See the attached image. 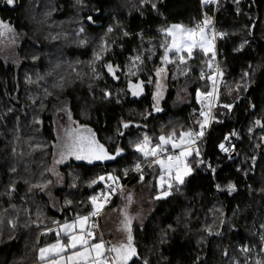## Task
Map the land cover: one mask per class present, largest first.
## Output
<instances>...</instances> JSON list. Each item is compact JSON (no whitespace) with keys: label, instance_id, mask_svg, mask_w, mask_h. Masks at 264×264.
Returning a JSON list of instances; mask_svg holds the SVG:
<instances>
[{"label":"trees","instance_id":"obj_1","mask_svg":"<svg viewBox=\"0 0 264 264\" xmlns=\"http://www.w3.org/2000/svg\"><path fill=\"white\" fill-rule=\"evenodd\" d=\"M206 18L214 19L219 33L222 73L213 120L190 157L193 172L168 196L155 198V211L134 228L137 255L128 264H234L244 259L239 245L248 242L264 252V238L254 231L264 210V0H219L217 7L202 0H0V21L25 36L19 67L0 59V264H36L39 249L57 240L58 224L93 210L90 197L106 187L99 176L117 177L114 185L145 180L154 197L165 191L158 189L153 158L134 145L145 135L155 145L175 129L176 137L200 130L204 117L195 94L212 87L201 78L210 73L203 50L189 58L187 74L181 67L170 70L159 111L153 97L162 45L171 40L163 30L193 28ZM103 39L105 48L98 44ZM141 82L134 96L129 83ZM183 86L188 102L178 97ZM63 100L109 154L117 147L123 152L114 160H75L61 168L65 187L57 191L58 211L44 189L52 181L56 142L49 109ZM254 120L261 127L250 135ZM233 131L237 156L227 162L218 144ZM117 195L108 206L117 204Z\"/></svg>","mask_w":264,"mask_h":264},{"label":"snow or ice","instance_id":"obj_2","mask_svg":"<svg viewBox=\"0 0 264 264\" xmlns=\"http://www.w3.org/2000/svg\"><path fill=\"white\" fill-rule=\"evenodd\" d=\"M213 2L214 0H202L204 4ZM6 3L11 5L14 3V0H6ZM153 7H155L154 4ZM88 19L91 21L92 17ZM210 23V19L206 18L203 25H197L196 28H185L181 25H172L170 28L163 30L167 36L171 37L170 44L162 45L165 47V53L162 57L163 62L165 64L172 63L173 61L169 59V53H175L178 57L179 64H185L186 61L183 54L187 53V55L191 57L193 49L196 47L203 49L206 53L212 52V41L206 32V28ZM80 31L83 32L84 29L81 28ZM109 31H111V29H109ZM7 33H14V29L9 24L0 21V38H3ZM134 59L140 60V57L137 56ZM106 67L110 73L115 75V70L112 65L109 64ZM211 67V64H209V68ZM164 71V68H157L156 76L158 78L162 77ZM201 78H204L203 73H201ZM208 79L213 81V91L204 94L197 92L198 100L201 99L202 95L208 100H211L214 96L216 91L215 75L208 76ZM149 83H151V81H149ZM129 87L132 89V94L134 96L139 95L142 90V82L136 85L129 83ZM156 87L157 92L154 94L153 98L158 102L161 95V84L159 83V79L157 80ZM224 107L231 108V105H224ZM155 110L159 111L160 109L157 107ZM200 114L205 117V119L204 122L200 124L201 131L199 133L194 134L191 131L181 132L179 134V141H177L175 131L168 135L162 134L159 136L158 142L154 146H150L151 141L149 137L145 135L143 140L135 143L134 147L136 151L142 153L145 158H154L153 162L160 166L162 170V175L160 177L161 188L167 183V187L171 189L173 186L171 181L183 184L185 177L190 175L191 168L184 163V160L192 155V145L195 143V138L203 135V128L208 122V114L204 111H201ZM257 123H259V121H257ZM124 127L127 128L128 124H124ZM87 132L90 135H84L78 130L68 133L69 140L64 145L67 155L75 156L77 160H87L89 163H92L93 161L114 160L123 152L122 148L117 147L115 155L109 154L104 145L100 144L95 139V134L91 133L90 129H88ZM225 139H227V137H225ZM168 145H171L173 149L182 150L178 156H168L166 159H160L159 157L166 151V146ZM220 148L223 151H228L223 143L220 145ZM65 153H62V158ZM197 155H199L198 152ZM57 163H59V161H57ZM135 168L137 171H140V164L137 163ZM164 173L167 174V180L165 179ZM125 174H127V170H125ZM97 179L100 181L107 180L115 182L118 178L111 174H107V176H99ZM141 179H143V176H141ZM96 182V180L92 181L93 184ZM229 187L231 189L233 186L230 185ZM115 191V188L109 186V193ZM169 194L168 191H162L161 196L157 198L166 197ZM90 200L93 210L88 215L81 216L77 214L75 219L71 222L66 220L63 224H58L59 230L56 232V243L41 248L39 251L40 260L42 262H45V264H128V262L137 255L136 249L132 243V218L129 217L126 212L124 214V220L122 221V228L127 233L126 242H121L111 247H106L107 242L102 238L99 239V242H96L97 237L94 232L96 225L92 224L89 226L88 222L90 218L100 214L108 197L104 196L103 200L100 202H98L97 196L90 197ZM128 200L130 203V196ZM66 203L71 204V201H67ZM54 223L58 222L54 221ZM49 231H51V229H49ZM61 233L67 237L66 243L59 239ZM69 251L71 255L67 254ZM145 264H147L146 261ZM257 264H261V262L258 261Z\"/></svg>","mask_w":264,"mask_h":264},{"label":"rangeland","instance_id":"obj_3","mask_svg":"<svg viewBox=\"0 0 264 264\" xmlns=\"http://www.w3.org/2000/svg\"><path fill=\"white\" fill-rule=\"evenodd\" d=\"M210 19V18H209ZM211 23L207 26L206 28V32L208 33L209 38L212 41V52H208L206 53L203 49L200 48V50H203V52H205L208 56H209V64H211V68H210V73H205L203 74V76L207 79L208 76L210 75H215V79H216V91L214 93L215 95V103L214 105L216 106L217 104V100H218V89H219V84L221 81V75L219 72V64H218V56H217V52H216V48H217V37H219V33L217 31V28L215 26V21L214 19H210ZM6 24H9L7 22H4ZM13 29L14 27L9 24ZM177 25V24H176ZM182 26V25H181ZM197 26V25H196ZM196 26H194L193 28H196ZM187 28V27H185ZM214 36V38H213ZM25 39V36L22 35L21 33H18L15 29H14V33H7L3 38H0V59L5 61V63L7 64H12L15 67H19L23 61L25 60L19 53V48L22 45L23 40ZM102 41V40H101ZM171 43V40L169 42V44ZM98 44H102L103 48H105V46L108 45L107 41L103 39V42L98 43ZM197 48L196 47L193 49L192 55L191 57H193L196 53H197ZM102 51V50H101ZM101 51L99 52V59H102V54ZM103 52V51H102ZM214 53V55H213ZM174 54V57H172V55ZM185 57V64H179L178 62V57L176 56L175 53H169V59L172 60V63H168L165 64L163 62V65L160 66L159 68H164L165 71L162 74V77L158 78L156 76V81H155V93L157 92V80L159 79V83L161 84V95L160 98L157 101H155V106L158 108H161L162 105V101L165 99V96L167 95V90H168V78H169V74H170V70H175L174 73H176L179 68L182 69L183 74H187L189 72L188 67V62H189V57L187 55V53L183 54ZM110 63H107L106 65H109ZM173 64V68H169V65ZM180 65V66H178ZM209 80V79H208ZM211 82V89L208 92H212L213 91V81L209 80ZM202 90V89H200ZM203 91V90H202ZM205 92V91H204ZM207 93V92H206ZM234 93V92H233ZM237 92H235L233 94V96L235 97V94ZM178 97L180 99V101H184V102H188L191 100V95L188 91V88L186 87H180L179 88V92H178ZM49 115H51L53 117V122H54V126H55V138H56V142H55V151H54V156L52 158V163L50 166V173L52 175V181L50 182V184L44 189V193H46L47 199L50 202L51 205H53V207L56 210H62V200L61 198L57 195V191L64 188L65 187V177L63 174V171L61 168H63L64 166H66V164L71 163L72 161H80L77 160L75 158V156H71V155H67L65 153V148L64 145L68 142L69 137H68V133L69 132H75L76 130H78L79 132H81L84 135H90L87 130L90 129L89 127H86L84 125H80L72 116L70 109H69V103L68 100H63L61 102H56L53 103V105L51 106V108L49 109ZM205 119V117H204ZM213 120V115H209L208 114V122L205 124L204 128H203V135L205 134V132H207V130L209 129V126L211 125V122ZM204 120L199 121L197 123V130H199V132L201 131L200 128V124L203 123ZM259 123L252 121L251 123H249V128H248V132L251 134H255L256 130L255 127L257 129V127H261V123L258 125ZM91 130V129H90ZM173 131H177L176 129ZM189 130H185L184 132H188ZM171 132V131H168ZM178 132V131H177ZM192 133L195 134V131L192 130ZM91 133H93L91 131ZM238 134H236L237 136ZM199 136V137H202ZM258 138H260L259 134L257 135ZM254 137V136H252ZM179 138V137H178ZM140 140H143V138H141ZM258 143V141H257ZM150 146H154L152 143L150 144ZM195 147H193L192 145V155L194 152H196L198 149H194ZM182 149L177 151V155H179L180 151ZM236 151V150H235ZM62 153H65V155L62 158ZM188 156L185 160L184 163L188 165L189 168H191V173L193 172V165L192 164V160L190 159V157L192 156ZM57 161H59V163H57ZM153 170H155V172L160 173V175L157 177V184H158V189L159 190H163L165 189V191L169 192V188L167 187V183H165L164 187L161 188L160 186V177L162 175V170L160 168V166L158 164H154L152 165ZM140 172V171H139ZM190 173V174H191ZM174 174V173H173ZM165 175V179L167 180V174L164 173ZM189 176V175H188ZM187 177V176H186ZM185 177V179H186ZM184 179V182H185ZM103 182L106 187L104 190H102L101 192H99L98 194V199L101 200L104 196L108 197V200L110 199L109 203L107 200V205L106 207L104 206V208L101 210L100 214L98 216H102L103 212H105L106 210V217L108 216V219L111 217V225H112V229L113 231H115L116 235V243L119 244L121 242H126L127 240V233L123 230L122 228V221L124 220V214L125 212L127 213V215L129 217L132 218V224H131V231H132V237H133V246L135 247V238H134V228L136 227H140L144 224L145 219H147L154 211H155V206L156 205V201L155 198H157L159 195L158 193H155V197L152 195V193L150 192L147 184L145 183V180L143 181H135L132 184L129 183V185H124L122 187V189L120 190L119 194L117 195V204H114L113 206H108L110 205V203L112 204V199L115 198V196H113V193H109L108 190V183L107 180L106 181H101ZM110 183H112L113 181H109ZM117 182V181H116ZM145 183V184H144ZM172 185H175V183L179 184L178 182L175 181H171ZM105 193V195L103 194ZM103 197L100 199L99 197L102 196ZM129 196L131 197V202L129 203ZM112 198V199H111ZM105 203V204H106ZM102 218V217H101ZM261 218H259L260 220ZM254 231L258 232L259 235L261 236V238H264V210H263V214H262V222H260L259 224H257L254 228ZM239 249H241L243 255H244V259L241 260L240 258H235L234 259V264H257V262H261V264H264V252L263 250H255V249H251V244L248 243H244V244H240ZM136 252H137V248L135 247ZM246 249V251H245Z\"/></svg>","mask_w":264,"mask_h":264},{"label":"built area","instance_id":"obj_4","mask_svg":"<svg viewBox=\"0 0 264 264\" xmlns=\"http://www.w3.org/2000/svg\"><path fill=\"white\" fill-rule=\"evenodd\" d=\"M208 4H212L214 5L215 7L218 6L219 4V0H214L213 3H208ZM197 92H200L201 94H204L206 92L198 89ZM197 92H196V100L200 106V109L201 111H204L206 114H209V115H213L214 113V109H215V95L213 96V98L211 100H208V99H205L204 96L202 95L201 96V99H197ZM196 133H199V131H197ZM207 132H205L204 136L202 137H198V138H195V143L193 144V147H195L196 149H198V144L199 142L205 137ZM225 137H227V139H225ZM224 137V140L221 141L219 144H218V149L221 151V153L224 155H229L230 153L234 152L236 150V133L235 131L233 132H228ZM177 141H179V138L177 137ZM224 144V147L226 149H228V151H223L221 150L220 148V145L221 144ZM194 148V149H195ZM180 150V149H173L171 147V145L168 147H166V151L159 157L160 159H166L168 156H176L177 155V151ZM154 160V158H153ZM109 186H111L112 188H115L116 191L115 192H112L113 193V196H115L116 194H119L120 190L122 189V187L124 186V184H112L110 183L108 185V189H109ZM112 244L107 242L106 243V247H111Z\"/></svg>","mask_w":264,"mask_h":264},{"label":"crops","instance_id":"obj_5","mask_svg":"<svg viewBox=\"0 0 264 264\" xmlns=\"http://www.w3.org/2000/svg\"><path fill=\"white\" fill-rule=\"evenodd\" d=\"M110 199L108 200L107 203H109ZM107 203L105 204V207L107 205ZM106 210L105 212H103L102 216H98L97 220L95 221L94 223V219H91L89 220L88 224L89 226H91L92 224H95L96 227L94 228V232L96 234V237H97V241L96 242H99V239L102 238L105 242H111L113 245L117 244L116 243V233L115 231H113L112 229V225H111V217L108 219V216L106 217ZM102 217V218H101ZM72 220L68 221V222H71ZM98 228V231L97 229ZM59 230V228L57 229V231ZM59 239L62 241V242H67V237L63 235V233H61V236L59 237ZM57 240L51 242V243H48L44 246H42L41 248H44L46 246H49V245H52V244H55ZM40 248V249H41ZM39 249V251H40ZM68 255H71V252L69 251L67 253ZM39 259H40V255H39ZM36 264H45V262H42L41 260H39Z\"/></svg>","mask_w":264,"mask_h":264},{"label":"water","instance_id":"obj_6","mask_svg":"<svg viewBox=\"0 0 264 264\" xmlns=\"http://www.w3.org/2000/svg\"><path fill=\"white\" fill-rule=\"evenodd\" d=\"M253 109H254V106L252 107V110ZM236 156H237V153L235 151L230 153L229 155H227V157H228V161L227 162H230L231 160L235 159ZM98 162H104V161H98ZM216 188H218V187H216ZM225 220H226V217H224V223H225Z\"/></svg>","mask_w":264,"mask_h":264}]
</instances>
